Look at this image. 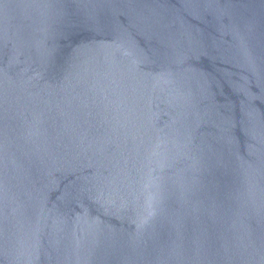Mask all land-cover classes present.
I'll use <instances>...</instances> for the list:
<instances>
[{
  "label": "water",
  "instance_id": "obj_1",
  "mask_svg": "<svg viewBox=\"0 0 264 264\" xmlns=\"http://www.w3.org/2000/svg\"><path fill=\"white\" fill-rule=\"evenodd\" d=\"M0 264H264V0H0Z\"/></svg>",
  "mask_w": 264,
  "mask_h": 264
}]
</instances>
